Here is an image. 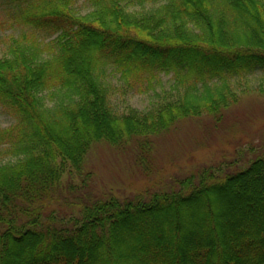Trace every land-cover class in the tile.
<instances>
[{
	"label": "trees",
	"instance_id": "obj_1",
	"mask_svg": "<svg viewBox=\"0 0 264 264\" xmlns=\"http://www.w3.org/2000/svg\"><path fill=\"white\" fill-rule=\"evenodd\" d=\"M9 1L29 34L0 57V110L14 121L0 127V264H264V155L131 196L98 192L85 169L106 142L149 177L152 137L221 121L238 100L231 83L264 74V0H144L163 3L142 15L143 0H84L87 14L79 0ZM108 71L128 93L160 75L181 92L122 114Z\"/></svg>",
	"mask_w": 264,
	"mask_h": 264
},
{
	"label": "rangeland",
	"instance_id": "obj_2",
	"mask_svg": "<svg viewBox=\"0 0 264 264\" xmlns=\"http://www.w3.org/2000/svg\"><path fill=\"white\" fill-rule=\"evenodd\" d=\"M142 2V1H141ZM9 0H0V57L8 49L12 37L22 38L29 30L15 19V7ZM82 14L90 12L84 0L76 2ZM140 3V2H139ZM132 9L135 15L147 14L156 9L160 2H143ZM45 43L50 39L40 37ZM105 80L113 86V104L122 114L147 111L150 107L177 96V81L173 75H160L154 89L145 95L128 93L120 78L111 72ZM238 96L233 104L217 121L210 116L181 120L170 132L152 137L154 141V171L147 177L135 164L133 154L119 151L106 142L94 145L86 171L93 172V186L98 192H113L117 196H131L146 189L161 190L173 179L191 175L199 167L222 166L218 177L244 170L256 158L264 155V74L257 73L231 83ZM13 119L0 110V127L13 124ZM225 165V166H224ZM70 168L64 175L69 179ZM72 176L78 174L72 170Z\"/></svg>",
	"mask_w": 264,
	"mask_h": 264
}]
</instances>
